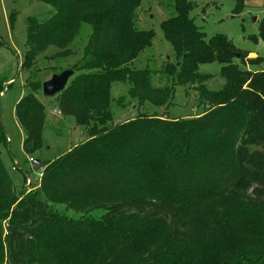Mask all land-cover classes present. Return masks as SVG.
Masks as SVG:
<instances>
[{
    "label": "trees",
    "instance_id": "trees-1",
    "mask_svg": "<svg viewBox=\"0 0 264 264\" xmlns=\"http://www.w3.org/2000/svg\"><path fill=\"white\" fill-rule=\"evenodd\" d=\"M35 1L54 13L27 18L21 70L34 71L49 48L53 59L67 57L81 27L90 30L74 75L53 98L61 116L87 128V140L44 161L28 193H17L0 159V264H264V70L239 66L261 61L223 35L206 39L189 16L195 0H170L160 30L176 63L160 71L172 84L156 88L147 69L130 68L154 37L135 27L143 0ZM233 1L238 14L242 0ZM210 63L223 81L215 92L198 73ZM125 81L132 101L154 107L171 104L173 87L193 86L205 110L112 125L111 83ZM42 82L26 78L14 108L30 162L42 146ZM7 144L0 123V146Z\"/></svg>",
    "mask_w": 264,
    "mask_h": 264
},
{
    "label": "rangeland",
    "instance_id": "rangeland-1",
    "mask_svg": "<svg viewBox=\"0 0 264 264\" xmlns=\"http://www.w3.org/2000/svg\"><path fill=\"white\" fill-rule=\"evenodd\" d=\"M233 0H195V7L189 16L194 25L205 34L206 39L223 35L232 45L248 54V58H258L257 66L239 64L241 69L264 70V43L259 38V24L264 19V0H242V10L232 14ZM170 0H143L137 10L135 27L138 30H152L154 37L149 48H145L130 65L132 69H147L151 85L161 88L172 83L161 76L167 64H175L176 59L170 44L164 38L160 24L172 15ZM54 11L35 0H0V123L6 134L8 144L0 146V159L17 193H26L38 187L40 172L32 171L30 160L22 151L23 132L18 126L14 108L17 101L25 95L23 84L30 77L46 81L53 71L60 73L76 64L82 57L90 30L83 25L78 37L68 48L69 55L63 59H53L56 50L47 49L38 57L34 71L21 70L23 61L26 20L36 17L45 20ZM256 37L257 41L252 38ZM240 63V62H237ZM243 63V62H242ZM220 65L210 63L199 65L198 73L209 76L206 87L218 91L223 84L219 75ZM130 83H111L110 114L111 124L116 125L139 114L167 116L169 118L194 117L203 113L204 105L198 102V94L193 86L173 87V99L169 106L154 107L148 103L138 105L129 98ZM45 109L46 126L42 132L41 149L32 157L35 161H53L87 140V128L79 127L70 116L56 115L57 105L53 98H44L41 91L36 95ZM124 98L122 106L117 101ZM60 121L55 129L49 125ZM51 209L69 219H78L79 213L60 204H51ZM102 211L90 212L92 217L103 215Z\"/></svg>",
    "mask_w": 264,
    "mask_h": 264
},
{
    "label": "water",
    "instance_id": "water-1",
    "mask_svg": "<svg viewBox=\"0 0 264 264\" xmlns=\"http://www.w3.org/2000/svg\"><path fill=\"white\" fill-rule=\"evenodd\" d=\"M74 75L73 70L66 69L60 73L52 74L50 78L41 84V94L44 98H54L61 93L69 79ZM44 166V162L31 160V170L36 172Z\"/></svg>",
    "mask_w": 264,
    "mask_h": 264
},
{
    "label": "crops",
    "instance_id": "crops-1",
    "mask_svg": "<svg viewBox=\"0 0 264 264\" xmlns=\"http://www.w3.org/2000/svg\"><path fill=\"white\" fill-rule=\"evenodd\" d=\"M52 112L54 113V112H57V111H52ZM55 114H56V113H55ZM56 115H57V114H56ZM58 123H61V122H60V121H55L53 124L49 125V128H50V129H55ZM44 126H46V116H45ZM43 128H44V127H43Z\"/></svg>",
    "mask_w": 264,
    "mask_h": 264
},
{
    "label": "built area",
    "instance_id": "built-area-1",
    "mask_svg": "<svg viewBox=\"0 0 264 264\" xmlns=\"http://www.w3.org/2000/svg\"><path fill=\"white\" fill-rule=\"evenodd\" d=\"M56 114H58V115H60V113L59 112H55Z\"/></svg>",
    "mask_w": 264,
    "mask_h": 264
}]
</instances>
